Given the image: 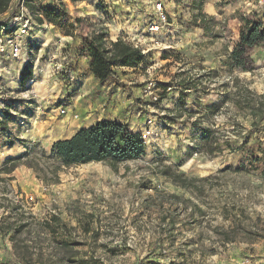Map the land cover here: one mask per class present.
<instances>
[{"label":"rangeland","instance_id":"1","mask_svg":"<svg viewBox=\"0 0 264 264\" xmlns=\"http://www.w3.org/2000/svg\"><path fill=\"white\" fill-rule=\"evenodd\" d=\"M104 1H73L58 25L46 21L19 84L8 75L1 78L2 88H12L15 97L0 123V264H264V179L248 168V147L260 155L264 133L252 129L248 118L235 117L228 100L219 110H208L234 91V78L264 93V43L247 49L249 69L228 64L246 20L260 19L255 0H161L173 23L167 35L173 48L139 64V92L122 109L140 131L147 119L152 122L144 155L54 170L50 142L57 135L41 120L62 118L56 102L73 100L77 88L71 87L78 82L69 87L56 66L63 62V70L74 74L73 62L86 61L84 39L109 28L114 37L112 25L105 24L116 17L123 24L133 10L139 20L152 12L154 0H111L114 14L97 17V4ZM29 3L42 19L41 9L56 8L51 0ZM149 65L155 67L150 76L157 81V104L141 93ZM23 75L35 80L29 102L19 95ZM192 79L201 83L185 89L181 100L183 81ZM78 94L88 106L99 104L92 111L97 118L106 113L112 95L101 98L96 89ZM51 109L54 118L43 114ZM7 129L11 136L3 134ZM203 129L222 143L213 156L205 152ZM13 158H20L17 167L2 171ZM178 176L187 186L176 181ZM17 198L22 210L6 206Z\"/></svg>","mask_w":264,"mask_h":264},{"label":"trees","instance_id":"2","mask_svg":"<svg viewBox=\"0 0 264 264\" xmlns=\"http://www.w3.org/2000/svg\"><path fill=\"white\" fill-rule=\"evenodd\" d=\"M12 0H0V15L4 14ZM28 7L34 13L36 7L34 4L28 3ZM44 19L54 25H58L65 15L63 7H47L41 9ZM202 15L198 13L195 17L199 22L202 21ZM41 23L43 19L36 17ZM104 32L92 34L86 42L84 50L89 57V70L98 82H104L112 75V67L120 65L123 67H136L144 61V55L138 48L133 47L121 38L115 41L107 40ZM264 43V24L260 19L246 20L244 29L240 32L239 41L235 48L228 56V64L231 67H240L241 69H249L247 62V49ZM166 58V57H163ZM27 69V68H26ZM25 72V71H24ZM24 76V75H23ZM21 78L22 83L29 77ZM201 82L197 80L183 81L184 88L180 91L181 100L187 94L185 89L191 86L196 89ZM234 91L227 92L225 99L220 103H213L208 106L209 111L219 110L226 100L230 101L235 107V117L240 115L250 120V126L256 132L264 133V93L257 94L252 91L246 83H240L237 78L233 79ZM203 143L206 147L205 152L213 156L216 149L220 150L222 143L217 141L215 137H209V130L203 129ZM224 144L230 147L229 142ZM214 146V147H213ZM243 146V145H242ZM239 146L236 150L240 149ZM250 159L248 160V168L258 170L260 176L264 179V146L260 148V155L249 149ZM145 143L141 134L128 129L127 125L115 120H99L95 124L88 127L79 128L68 139L57 140L52 144L51 155L56 161L54 170H61L72 165H81L89 162H109L111 165L121 161L136 160L144 155ZM20 158L10 159L8 165H4L2 171L6 173L12 172L17 167ZM245 167V169H248ZM237 167L236 170H239ZM178 181L182 186H187L186 178L178 176ZM7 207L11 210H22L17 203L7 200ZM22 225H19L21 227ZM0 230L4 232V227L0 226Z\"/></svg>","mask_w":264,"mask_h":264},{"label":"built area","instance_id":"3","mask_svg":"<svg viewBox=\"0 0 264 264\" xmlns=\"http://www.w3.org/2000/svg\"><path fill=\"white\" fill-rule=\"evenodd\" d=\"M53 1L56 8L63 7L66 9L72 2L78 0H51ZM29 0H12L8 10L3 14L5 17L0 19V81L1 78L7 75L10 77L11 82L19 84L21 73L31 64L30 56L35 52L39 41L36 39L38 33L42 27L47 24L46 20L43 19L41 23L36 20L35 14L31 13L28 7ZM96 16L103 17L107 13L114 14V11H110L111 0H105L103 4H97ZM53 7V5H51ZM257 10L264 8V0H255L254 5ZM134 11L128 12V18L121 24V18L113 19V24H105L108 27L113 28L114 40H112L111 29L109 33H105L106 38L111 41H115L117 38L123 39L135 48H138L144 55V61L149 55H154L160 50L173 48L171 41L167 39V35L173 32L172 21L166 8V5L161 0H154L151 4V13H147L141 16V19L134 20ZM41 16V15H38ZM127 16V15H126ZM118 19V20H117ZM261 22L264 24V12L260 17ZM98 32V31H97ZM84 39L82 42L85 47L86 42L89 40ZM65 48V47H64ZM87 56V54H86ZM31 61V62H29ZM64 63H60L56 66L55 72L59 73L63 71L66 76L69 85L75 84L78 80L76 76L67 71L63 70ZM154 65L146 67V71L149 76L154 69ZM35 80L33 77L26 79L21 87L19 93L20 98L25 101H32L35 96L33 85ZM17 85V84H16ZM142 95L149 99L153 104L160 102L158 93L157 81L150 76L145 81L141 89ZM14 94L13 89L6 90L2 88L0 82V123L6 120L5 110L7 106L11 104V98ZM64 98L60 97L56 104L57 115L64 117L68 114V104L64 102ZM149 107V105H147ZM36 108H39L37 105ZM29 112H34L29 110ZM77 117V115H73ZM147 124L144 130L140 132L144 143L149 139L152 132V122L150 119L146 120ZM10 130V129H9ZM5 131L6 136H11V131ZM12 201V200H10ZM12 202L19 203V198L14 199Z\"/></svg>","mask_w":264,"mask_h":264},{"label":"crops","instance_id":"4","mask_svg":"<svg viewBox=\"0 0 264 264\" xmlns=\"http://www.w3.org/2000/svg\"><path fill=\"white\" fill-rule=\"evenodd\" d=\"M252 7H255V6L252 5ZM263 12H264V8L260 10V17ZM111 38L112 40L115 39L113 36ZM84 59L86 60L84 62H81V60L80 61L77 60V62L75 60V62H73V65L75 67L74 75L76 76L78 82L76 85H73L72 87L69 86L72 88L71 90L73 91L77 88V91H74L75 96L71 97V99L73 100H69L68 114L62 117L58 122H55L53 120L49 121L47 120V118H45L44 120H41L42 123L47 124L48 127L52 124V126L50 127L48 131L50 132L51 130H53L55 131L57 135V138H55L54 140L50 142V149L52 147V144L55 141L68 139L79 128L91 126L99 120H115L122 124H126L128 129L133 132H138V133L141 132L139 129L135 128L134 126H131L129 123L130 121H134L133 115L131 116V118H128L126 115L127 112L126 114H123L122 112L123 106H125L127 102L133 101V96L131 95L134 94L136 96L137 92H139V88L137 85H138V82L142 79V77L139 76L138 74L136 75V72L139 71L138 68L140 65L136 67H132V68L123 67L120 65L114 68L113 66L111 77L104 82H98L93 77L92 73L89 70V61H90L89 57L86 56ZM124 72H127V73H124ZM91 78H93L92 83L94 84L92 86L87 85V82H86V80H89ZM113 78H116L120 82H124V84H127V85H124V84L115 85L112 82ZM91 89H96L100 93H102L103 95L101 96V98H104V93L107 94L106 95L107 100L109 97V92H111L112 94L109 97L110 104L109 106H107L106 113L100 114L101 118H97L92 112L93 110L98 108L99 104L95 103L94 106L92 105L88 106L85 103H83V100L81 99V94H78L79 91L87 92ZM127 96H130V97L127 98ZM52 112H54V110L51 109L46 112H43V114L46 113L51 118H54L52 115ZM55 112L57 115V110ZM102 112H104V110ZM74 114H76L77 117L74 118L73 117ZM34 133H35V130H34Z\"/></svg>","mask_w":264,"mask_h":264}]
</instances>
